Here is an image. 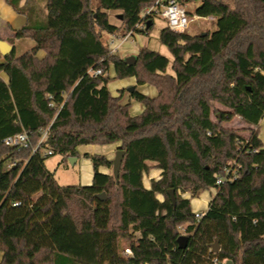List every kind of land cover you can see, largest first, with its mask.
Returning <instances> with one entry per match:
<instances>
[{"label": "trees", "instance_id": "1", "mask_svg": "<svg viewBox=\"0 0 264 264\" xmlns=\"http://www.w3.org/2000/svg\"><path fill=\"white\" fill-rule=\"evenodd\" d=\"M6 1L27 18L15 38L36 44L0 61V264H264V0H178L199 3L192 15L213 17L217 27L205 35L163 27L172 72L149 46L131 63L102 40L147 33L160 15L143 11L165 0ZM108 11L122 14L120 26ZM142 19L151 26L139 28ZM111 65L118 78L157 88L155 97L128 89L140 114L123 103L126 89L114 96L109 76L91 73ZM216 102L228 110L214 121ZM235 116L250 126L248 137L224 126ZM23 132L27 146L5 143ZM112 143L126 151L119 183L104 154H85L90 185H61L46 166V149L68 159L81 145ZM153 167L161 176L148 188ZM211 188L197 219L191 198ZM122 240L132 255H123Z\"/></svg>", "mask_w": 264, "mask_h": 264}, {"label": "rangeland", "instance_id": "2", "mask_svg": "<svg viewBox=\"0 0 264 264\" xmlns=\"http://www.w3.org/2000/svg\"><path fill=\"white\" fill-rule=\"evenodd\" d=\"M229 1L232 2L233 0H229ZM198 5H199V3H195V2H191V1H185L183 3V6L185 7L186 11L188 12V17H189L190 22H191L190 26L186 32L191 33V34H197V33H202V32L208 31V30L209 31L216 30L217 26H216V19L215 18H212V17H206V18L200 17V18H198V17H196V15H192L193 13H195V9ZM148 8H150V7H148ZM118 13H119L118 11H116V12L112 11L111 12V15H112L111 18L116 23H121L119 17L117 16ZM166 25H167L166 20L162 16L155 17L153 27L147 33L139 32L135 36H131L130 39L125 43L123 48L122 47L120 48V50L118 51L119 52L118 54L121 56H124L123 52H124V49H125L127 44L128 45L129 44L134 45L138 49L142 46H149L150 48L159 51L161 54L167 56L170 59L169 71L172 72L171 64L173 61V56H172L169 48L165 44H163L161 41V29L163 27H165ZM102 40L104 41L105 44H107V42L109 44V37H108L107 33L103 34ZM143 40H145L144 43H143ZM116 43H118V42H116ZM35 44H36L35 41L33 39H30V38H23V39L15 38V54L17 56L21 55L24 52L32 49L35 46ZM109 78H110L109 79V81H110L109 90L111 91L112 94H116L118 92V88L119 89L130 88V86L133 85V83H131V82L134 81V78H132V77H127V78H123V79L118 78L115 74V69L113 66H111ZM120 81L122 82V85L119 86ZM146 84H149V83H146ZM149 85H151V84H149ZM136 87H137V85L135 86V88ZM138 90L140 92L144 93L143 91H141V89H138ZM144 94H146V93H144ZM157 94H158V91H157ZM128 95H130V93L126 89L125 97H127ZM147 95H149V94H147ZM125 100L126 99L124 98L123 103H126ZM132 103H133V105H135L136 103H140V102L133 99ZM142 110L136 111L135 107L132 106V108L130 109V112L133 115H137V114H140L142 112ZM227 110H228V108H226L223 104L216 102L214 104V108H213V112H212V118L214 119V121L218 120V115L220 116L222 111H227ZM223 124H224V126H226L228 128L237 129L239 131L240 135L243 137H248V135H249L248 129L250 126H248V124H246L244 121H242L239 116H235L232 120L225 121V122H223ZM259 129H260V138L262 139V141L264 143V118L259 123ZM119 146H120L119 143H112V144H105V145H101V144L81 145L78 149L80 156L77 157L76 163H74V164L71 163L69 161V158L67 159L61 154H51L46 159V166L50 171L54 172L58 183L61 185H65V186L66 185H90L92 183L93 176H94V166H93L92 159L87 157L85 154L86 153L104 154L108 158L113 160V158L115 157V151ZM103 167L104 166H102V168ZM108 171H109V169H108ZM101 172H103V171H101ZM160 176H161V170L156 168V167H153L151 169V171L145 176V180H144L145 185L149 186L152 178L157 179ZM206 191L207 192H205V191L203 192L204 194H202V196L203 195H207V196L211 195V200H212L213 196L217 192V189L211 188V189L206 190ZM182 195L184 197H187V198L192 197V194L190 192H184V193H182ZM197 197H199V196L197 195ZM106 198H107V196H106ZM195 201H196V199H194L192 201V204L194 207H195ZM207 210H208V206H205L204 208H202L203 213H205ZM121 244H122V247L129 246L125 240H122Z\"/></svg>", "mask_w": 264, "mask_h": 264}, {"label": "crops", "instance_id": "3", "mask_svg": "<svg viewBox=\"0 0 264 264\" xmlns=\"http://www.w3.org/2000/svg\"><path fill=\"white\" fill-rule=\"evenodd\" d=\"M111 12L112 11H108V13L110 14V21L113 24H115L117 26H120L121 23H116L115 21L112 20V18H111L112 17ZM198 18H200V17H198ZM26 23H27V18H26L25 15L19 14L17 11H15L13 9V7H11L7 3L6 0H0V39L5 40L7 42H9V39H15V32L19 28H21L22 26H24ZM107 34H108V37H109V44L107 42L108 47L111 49V51H114L115 49H117V52L116 53H119L118 51L120 50V48L121 47L123 48V46L130 39V37L131 36H135L137 33H133V35H131L126 40L123 39V36L122 35H119L117 33L116 34L107 33ZM144 41L145 40H143V43H144ZM116 42H118V43H116ZM9 43H11V42H9ZM11 44H13L15 46V41H14V43H11ZM138 51H139V49L136 48V46L131 45V44H129V45L127 44L126 47H125V49H124V52H123L124 53V56L123 57L127 58V57L136 56L137 53H138ZM38 56L40 58H43L45 56V52L42 51V50H40L38 52ZM2 59H3V57H2V55L0 53V61ZM110 70H111V67L109 68L108 72H106V75L107 76H109ZM132 78H134V81L131 82V83H133V85L130 86V88H126L127 90L128 89L135 88V86L137 85V87H136L137 90L138 89H141V91H143L146 94H149L152 97H155L157 95V89H156L155 86L149 85V84L139 85V84H137V81H136L135 77H132ZM109 84H110V81L107 84L108 88H109ZM120 85H122V82L121 81H120L119 86ZM122 89H125V88H122ZM120 90L121 89L118 88V92L116 94H113V95L114 96H118ZM124 98L126 99L125 100L126 102H130V109L132 108V106L135 107V110L136 111H140V110L143 109V105L141 103H136L135 105H133V103H132L133 99L130 98V95H128L127 97H124ZM100 170L103 171V172H108V168H106V167L105 168L104 167L103 168L100 167ZM147 187L149 188L150 185L147 186ZM205 192H207V191H205ZM202 194H204V193L202 192L201 194H199L198 195L199 197L191 198V204H192V201L194 199H196V201H195V207L192 204V208H193V211L194 212H196V211H202V208H204L205 206H209V203L211 201V195L210 196H207V195H203L202 196Z\"/></svg>", "mask_w": 264, "mask_h": 264}, {"label": "built area", "instance_id": "4", "mask_svg": "<svg viewBox=\"0 0 264 264\" xmlns=\"http://www.w3.org/2000/svg\"><path fill=\"white\" fill-rule=\"evenodd\" d=\"M159 14L166 20L167 26L175 31V32H184L187 31L189 26H190V19L188 17V12L186 11L185 7L183 4H181L178 0H165V1H157L152 7L147 8L143 13L142 16L145 17L150 14ZM199 17V16H196ZM139 28H146V22L144 19H142L138 25ZM131 35H133V31L129 32L127 35L123 36V39L126 40L129 38ZM114 53L117 52V49L112 51ZM91 73L93 76L97 77L98 75H106L105 72H103L102 69H96V70H91ZM48 134V129H44L43 131V136L40 139L39 143L37 146L34 148V151L38 149L40 146L41 142L44 141L47 137ZM29 132H23L19 133L13 136L7 137L4 141L7 145H22V146H27L29 143ZM44 155H51L53 154V151L51 149H46L44 150ZM14 163L10 162L8 163V167H12ZM222 182V179L219 178L217 183ZM196 218L200 219L203 216L202 211H196L195 212ZM123 255L124 256H130L132 255V249L129 246H126L123 249ZM226 261L224 262H219L217 259L214 261V264H225Z\"/></svg>", "mask_w": 264, "mask_h": 264}, {"label": "water", "instance_id": "5", "mask_svg": "<svg viewBox=\"0 0 264 264\" xmlns=\"http://www.w3.org/2000/svg\"><path fill=\"white\" fill-rule=\"evenodd\" d=\"M119 18H122V14L118 15ZM151 21L148 23L147 27L149 28L151 26ZM203 35L206 34V32H202ZM15 49V46L5 40L0 39V51L3 57H7L9 56ZM126 61L128 62H134L136 60V56H132V57H127L125 58ZM126 151L124 149H122L120 146L116 149L115 151V157L112 160V172L113 175L115 177V180L117 183H119V179H120V171L122 168V164H123V160L125 157ZM69 161L71 163H76L77 161V157H69ZM170 198L172 199L173 203H176V195H175V190L174 189H170L168 191ZM98 198L105 200L106 199V194L105 193H101L98 194ZM178 245L180 248H186L188 245V241H189V236L186 234H182L178 237ZM220 243L218 240H215V242L213 244H211V250L213 252H219L220 251ZM225 264H233V261L231 259L226 260Z\"/></svg>", "mask_w": 264, "mask_h": 264}]
</instances>
